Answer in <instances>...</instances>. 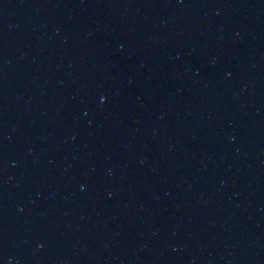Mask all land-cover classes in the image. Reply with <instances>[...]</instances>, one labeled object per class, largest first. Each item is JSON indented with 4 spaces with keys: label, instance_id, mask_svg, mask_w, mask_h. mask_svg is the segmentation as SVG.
<instances>
[{
    "label": "water",
    "instance_id": "1",
    "mask_svg": "<svg viewBox=\"0 0 264 264\" xmlns=\"http://www.w3.org/2000/svg\"><path fill=\"white\" fill-rule=\"evenodd\" d=\"M0 264H264V0H0Z\"/></svg>",
    "mask_w": 264,
    "mask_h": 264
}]
</instances>
